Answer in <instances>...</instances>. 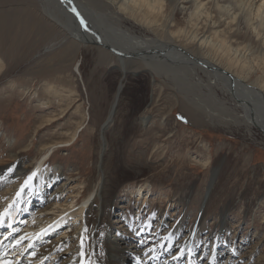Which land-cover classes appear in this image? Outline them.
Wrapping results in <instances>:
<instances>
[{
  "label": "rangeland",
  "instance_id": "obj_1",
  "mask_svg": "<svg viewBox=\"0 0 264 264\" xmlns=\"http://www.w3.org/2000/svg\"><path fill=\"white\" fill-rule=\"evenodd\" d=\"M52 8L53 2L45 4L42 0H0V142L13 143L14 152L21 153L20 161L29 172L39 158L52 155L44 168L49 173L61 168L65 174L64 181L57 185L53 181L51 186L48 183L40 189L42 194L37 191L35 195L36 208L32 210L35 214L30 216L33 221L27 224L23 233L37 229L41 224L44 226L41 233L50 230L54 233L48 243L31 251L34 256L29 252L21 264H32L52 243L58 248L54 251L48 249L50 246L46 248L44 252L48 255L44 262L53 259L61 263L56 258L60 251L65 253L63 260L70 259L74 249L83 243L88 233L85 217L81 219V227L72 225L74 221L67 224L66 219H72L83 206L92 190L93 178L99 175L101 126L121 79L118 60L102 48L82 44L71 37L45 11L49 10L70 26L71 18L53 13ZM116 19L114 17L112 21ZM180 19L184 21L181 16ZM121 20L119 28L122 31L159 38L166 35L163 28L142 20L127 17ZM233 38L238 41L233 47L245 46L246 50L249 46L246 52L253 57L264 56L263 45L258 44L254 36L246 34ZM263 64L251 81L263 75ZM131 67L139 75H129L115 121L105 132L106 164H103L105 176L102 181L108 180L111 194L120 193L118 198L124 201L118 204L120 210H114L112 214L120 217L136 205L139 183L153 182L165 187L162 192L155 188L151 196H146V190L143 196L145 201L152 202L150 208L157 209L160 215L164 210L158 207L161 198H164L161 205L164 206L176 189L185 196L193 191L195 201L199 202L207 195L213 162L221 161L224 165L214 187L217 192L211 208L206 211L205 225L211 232L219 231L222 220L217 213L219 209H229V224L240 233L239 242L243 240L242 235L249 238L253 246L263 239L261 246L257 245L253 251L249 245H244L245 250L250 251L244 252L243 264H264V130L255 129L249 134L243 127H220L226 126L236 105L222 90L219 81L204 74L191 76L182 69L167 70L159 65L150 69L137 63ZM50 86L53 87L51 91ZM238 113L244 114L242 110ZM146 117H150L147 125ZM44 168L42 170L46 171ZM6 178L0 182V200L10 195L12 187L21 182V177L13 173H8ZM67 178L71 184L58 204L61 209L54 207L55 210L50 212H37L42 206L39 200L42 195L55 193ZM221 194L227 195V200H221ZM94 199L85 211L93 202L94 205L100 203ZM24 202L27 205L26 199ZM196 205L188 209L190 228L199 215ZM173 208L179 210L181 207ZM53 215L66 221L62 226L60 222L43 223L46 216ZM177 221L173 223L177 224ZM107 227L108 222L104 230L99 231L102 236ZM172 229L171 226L165 231ZM125 234L130 235L129 240L136 237L133 231ZM150 236L152 242L162 241L161 237ZM146 254L148 258L152 257L149 256L151 253ZM224 262L219 264H230L227 259Z\"/></svg>",
  "mask_w": 264,
  "mask_h": 264
},
{
  "label": "bare ground",
  "instance_id": "obj_2",
  "mask_svg": "<svg viewBox=\"0 0 264 264\" xmlns=\"http://www.w3.org/2000/svg\"><path fill=\"white\" fill-rule=\"evenodd\" d=\"M42 2L45 4L53 2V13L71 18L72 25L70 26L69 23L58 20L49 10L45 11L47 16L71 37L82 44L102 48L113 55L119 62L118 69L121 72V79L110 110L101 126L102 141L97 166L99 175L93 178L91 183L93 191L91 190L88 198H84L83 206L72 216V219H66L67 224L74 221L71 223L72 225L81 227V219L84 216V225L88 228L86 231L88 233L83 239V243L74 249L70 259L63 260L65 253L62 250L56 257L60 259L61 263L59 260L53 261V259L47 260L45 263L44 260L48 255L44 252L46 248L50 246L48 248L50 251L58 248L54 247L55 245L52 243V246H46L36 256V260L34 259L32 264H132L133 258L140 264H154L159 257L164 263L166 260V263L169 264H219L223 263L225 259L230 264H243L246 257L244 252L248 248L252 250L257 245L261 246L260 243L263 242V239L253 246L251 240L242 235L243 240L239 242L240 233L229 224V209H219L217 213L218 218L222 220V227L219 231L211 232L205 225V218H208L206 211L211 208L217 192L214 187L220 179L219 172L224 165L221 161L213 162L207 195L199 202L195 201L196 197H194L193 191L185 196L176 189L171 192L170 198L165 201L164 206H161L164 201V198H161L158 207L164 210H161L163 214L160 215L157 209L150 208L152 202L145 201L146 198L143 199V196L146 190L148 191L146 196H148L155 188H159V191L162 192L165 187L153 182L142 185L139 183L136 187V195L141 198L137 197L136 205H132L131 210L121 213L122 215L119 217L112 212L114 210L117 212L118 204L124 201L118 198L120 193L111 194L108 180L102 181L105 176L103 174L105 165L103 164H106L104 163L105 132L115 121L120 97L129 75L133 77L139 75L131 67L137 63H143L150 69L155 65L167 70L182 69L190 72L191 76L204 74L211 80L219 81L222 90L230 95L236 105L235 111L229 115L230 119L226 122V126L220 127L227 129H231L233 125L243 127L249 134L255 129L264 130V73L256 80L251 81L260 72L264 56L258 54L257 57H253V54L246 52V50L249 51V46L246 47V50L245 46L233 47L238 43L233 37L248 34L254 36L255 41L263 45L262 49H264V0H42ZM74 14H79L82 17L85 27L77 21ZM180 16L184 18V21L180 19ZM114 17L117 19L113 22ZM123 17L142 20L152 26L161 27L165 30L166 35L164 38H159L137 35L128 30V32L122 31L119 26H121ZM222 26H225L228 31L221 29ZM230 27L234 28L230 29ZM109 47L113 48L115 53L108 50ZM127 53L133 55L128 56ZM51 90H53L52 86L49 91ZM239 110H242L244 114H239ZM144 122L145 125L149 124L150 117H146ZM13 148V143L9 141L0 142V182L7 180L8 173L20 176L21 182L12 187L10 195L4 196V199L0 200L2 202H0V215H10L14 218L20 213H26L25 208L29 209L31 206L33 209H30V214H24V216H33L35 213L32 210L36 208L34 202L37 191L42 194L40 189L44 185L49 183L51 186L50 183L53 181H56L57 185L60 181H64L65 174L60 170L61 168L53 173H49L44 168L52 155L49 158L48 155L39 158L29 172L27 166L24 167L20 161L21 153H15ZM43 168L46 171L42 170ZM68 181L70 180L67 178L55 193L50 194L51 196L43 194L39 200L44 207H39L37 212H50L55 210L54 207H59L63 193L67 188L69 189L71 184V182L68 184ZM93 197L100 203L94 205L93 202L90 208L85 211ZM25 199L27 205L24 202ZM33 200L34 205L31 204ZM221 200H227V195L221 194ZM195 204L198 205L196 206L199 209L197 212L199 215L194 226L190 228L191 224L188 222L190 218L187 213L188 209ZM178 206L181 207L179 210L173 208H178ZM54 215L46 216L43 223L60 222V226H62L66 220ZM113 217H117L116 220L112 221ZM31 221L33 220L30 218L26 223ZM174 221H177V224H174ZM107 222L106 233L102 236L99 231L104 230V225ZM26 223H24L25 226L15 227L13 230V232L17 230L19 232L12 242H18L17 247L19 248L17 249L14 244L11 249L18 255L20 252L23 254L30 252V255H33L34 252L31 253V251L39 248L40 243H48L50 236L54 233L52 230L41 233L43 224L37 229L31 228L28 233H23V229L28 224ZM71 224L68 226V231ZM171 226L172 230L165 231ZM155 229L157 232H154ZM126 231H133L136 237L132 238L135 239L129 240L130 235L125 234ZM163 231H165L163 234H155ZM29 233H32L33 236ZM151 234L161 237L162 241L152 242ZM127 239L130 243L127 242ZM244 245H249L247 250ZM146 252L151 253L149 256L152 257L148 258Z\"/></svg>",
  "mask_w": 264,
  "mask_h": 264
},
{
  "label": "water",
  "instance_id": "obj_3",
  "mask_svg": "<svg viewBox=\"0 0 264 264\" xmlns=\"http://www.w3.org/2000/svg\"><path fill=\"white\" fill-rule=\"evenodd\" d=\"M74 15H75V18L77 19V21H78L82 26L85 27V24L81 22V21L83 20L82 17L79 16V14H74ZM108 50L113 51V52L115 53V50H114L113 48H110V47H109ZM127 55H128V56H132L133 54H131V53H127Z\"/></svg>",
  "mask_w": 264,
  "mask_h": 264
},
{
  "label": "snow or ice",
  "instance_id": "obj_4",
  "mask_svg": "<svg viewBox=\"0 0 264 264\" xmlns=\"http://www.w3.org/2000/svg\"><path fill=\"white\" fill-rule=\"evenodd\" d=\"M75 11V9H73ZM83 23V20L81 21ZM31 179V178H30Z\"/></svg>",
  "mask_w": 264,
  "mask_h": 264
}]
</instances>
